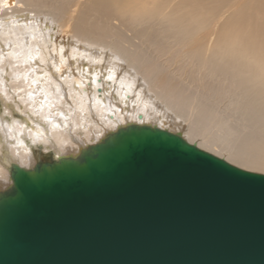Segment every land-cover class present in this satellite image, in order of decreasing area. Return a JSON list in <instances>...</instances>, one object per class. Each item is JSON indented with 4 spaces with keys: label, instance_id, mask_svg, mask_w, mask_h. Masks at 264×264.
Returning <instances> with one entry per match:
<instances>
[{
    "label": "bare ground",
    "instance_id": "bare-ground-1",
    "mask_svg": "<svg viewBox=\"0 0 264 264\" xmlns=\"http://www.w3.org/2000/svg\"><path fill=\"white\" fill-rule=\"evenodd\" d=\"M0 102V191L128 123L264 173V0H0Z\"/></svg>",
    "mask_w": 264,
    "mask_h": 264
},
{
    "label": "water",
    "instance_id": "water-1",
    "mask_svg": "<svg viewBox=\"0 0 264 264\" xmlns=\"http://www.w3.org/2000/svg\"><path fill=\"white\" fill-rule=\"evenodd\" d=\"M9 172L0 264H264V173L180 133L128 123Z\"/></svg>",
    "mask_w": 264,
    "mask_h": 264
},
{
    "label": "rangeland",
    "instance_id": "rangeland-1",
    "mask_svg": "<svg viewBox=\"0 0 264 264\" xmlns=\"http://www.w3.org/2000/svg\"><path fill=\"white\" fill-rule=\"evenodd\" d=\"M34 17L36 16V15H33ZM33 16H31L32 18H30V19H34L33 18ZM42 16V15H41ZM37 20H39L38 18H36V19H34L32 22H35V21H37ZM34 33H37V34H39L38 32H34ZM33 38H37L36 37V35L35 34H33ZM0 108H1V102H0ZM14 118H18L19 116H20V114L19 113H17V112H15L14 111ZM184 126V125H183ZM182 126V127H183ZM183 129V130H182ZM180 131L182 132V133H184L185 131H186V126H184L183 128H182ZM216 134H218V135H220L221 137H223L224 135H225V132L224 131H221V133H220V131H216L215 132ZM224 134V135H223ZM198 139V138H197ZM197 139H195V142L196 141H198ZM199 142V141H198ZM197 142V143H198ZM32 148H33V152H34V157H35V159H36V161H49V160H51V159H53V158H56V154H55V152H54V150L53 149H47V150H43V148L41 147V146H33L32 145ZM214 150H216V151H221V149H220V147H218V146H213L212 147ZM223 154H225V152H223ZM226 155V154H225ZM235 165V164H234ZM237 166V165H236ZM247 170V169H246ZM251 171V170H250Z\"/></svg>",
    "mask_w": 264,
    "mask_h": 264
}]
</instances>
